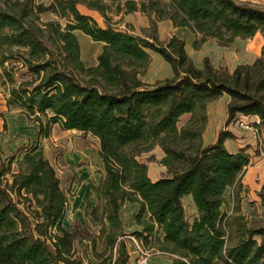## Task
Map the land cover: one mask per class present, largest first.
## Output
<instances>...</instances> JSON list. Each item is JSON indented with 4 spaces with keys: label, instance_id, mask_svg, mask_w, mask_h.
Masks as SVG:
<instances>
[{
    "label": "trees",
    "instance_id": "trees-1",
    "mask_svg": "<svg viewBox=\"0 0 264 264\" xmlns=\"http://www.w3.org/2000/svg\"><path fill=\"white\" fill-rule=\"evenodd\" d=\"M97 13L104 27L78 6ZM109 14L147 18L141 35L113 28ZM41 16L52 19L41 20ZM61 21L64 24H61ZM194 35V51L215 41L263 39L260 56L229 72L208 58L196 67L185 42L161 40L158 23ZM75 32L101 45L96 65L81 61ZM171 76L145 83L151 55ZM0 83L6 107L37 126L29 146L4 156L0 148V264H129L123 206L138 207L132 237L154 241L170 264H264V222L242 214L246 149L224 146L226 130L246 118L264 142V5L239 0H0ZM228 97L224 129L205 145L208 106ZM57 125L97 142L101 166L85 218L63 226L68 200L37 145ZM159 148L165 175L153 182L143 155ZM154 160L153 157H150ZM229 191L231 210L225 209ZM264 209V185L255 192ZM196 216L189 220L183 199ZM103 245L99 251L98 245Z\"/></svg>",
    "mask_w": 264,
    "mask_h": 264
},
{
    "label": "rangeland",
    "instance_id": "rangeland-1",
    "mask_svg": "<svg viewBox=\"0 0 264 264\" xmlns=\"http://www.w3.org/2000/svg\"><path fill=\"white\" fill-rule=\"evenodd\" d=\"M36 1L48 4L50 0ZM240 1L249 2L259 6L264 5V0ZM78 10L81 14L92 17L100 26L104 27V21L97 13L86 9L81 5L78 6ZM108 16L111 19L113 28L129 32L132 35H141V31L144 29L142 28L144 23H146L148 27L146 19L138 14L126 18H124V16H115L114 14L109 13ZM48 19H52V17L41 16L42 21ZM61 24H64V22L61 21ZM169 30L170 27H166V25L162 24V30L158 29L159 38L161 40L165 39L167 34H169ZM75 36L80 45L81 61L86 67L95 66L96 58L101 50V45L93 43L88 37L79 32H75ZM232 47L224 49H231ZM234 49L227 51L234 53L238 62L246 61L247 58L240 54L243 51V48L234 47ZM156 57L159 59V63L155 62V59L154 61H151L149 66L150 72L147 76L149 79H153V77L165 78L167 70L170 72L168 65L160 57ZM194 59L196 60L197 58ZM194 64L196 65V63ZM197 65L199 64L197 63ZM4 93L5 88L0 83V148L4 156H11V154H14L17 150L29 146L34 142L37 126L30 124L17 112L9 111L6 107ZM241 120L249 126L250 121L245 119ZM229 128L237 134L236 140L239 141L238 144H240L241 148L246 149V153L249 157V166L242 179L243 188H247L248 190L247 194L241 195L242 214L248 217V215L253 212L254 216L250 217V220L264 222V211L257 207L254 202L255 186L260 184L259 174L255 173L254 168L258 166L264 169V142H261L251 129L241 127L239 122L231 124ZM37 145L42 149L45 158L53 167L60 180V188L65 193L68 200L63 226L68 229L73 221L80 220L92 231L90 223L86 221L85 213L90 210V207L94 203V191L99 180V173L102 170L97 158V142L78 132L63 131L57 125H54L50 136L46 139H39ZM160 154L161 153L158 149H153L150 153L143 155L141 158V161L145 162L150 171L154 172L157 176L160 175V170L162 168L157 163ZM150 157H153L154 160H151ZM225 199V209L227 212H230L231 203L229 201V191L226 192ZM183 205L187 218L192 220V212L187 205V202H184ZM123 214L124 213L122 212V215ZM128 214V212H125V231L129 235L127 238V248L130 253L131 264H137L138 256L131 240L129 239L133 238L135 240L131 233L136 227L132 220L133 214L129 216L130 219H127ZM140 245L150 256L147 264H166L170 261L171 257L158 251V247L154 241L147 243L142 242ZM79 249L83 253L85 263H93L91 253L84 243L79 245ZM97 249L101 251L103 245H98Z\"/></svg>",
    "mask_w": 264,
    "mask_h": 264
},
{
    "label": "crops",
    "instance_id": "crops-1",
    "mask_svg": "<svg viewBox=\"0 0 264 264\" xmlns=\"http://www.w3.org/2000/svg\"><path fill=\"white\" fill-rule=\"evenodd\" d=\"M137 14L141 15L139 13L132 14V15H137ZM119 16H122V15H119ZM129 16H131V15H126V16H124V18L129 17ZM141 16H143V15H141ZM144 18L147 21V18L146 17H144ZM162 24L166 25V27H170L169 34H167L166 37L176 36L185 42V50H186L187 54L190 56V58L193 60V62L196 63V66L200 65L199 67L202 66L203 59L208 58L211 61V64L213 65V67H215V68L225 67V68H227V70L229 72H232L234 70V68L238 65L252 64L260 56V53H261V50L263 47L262 36L260 34H256L255 37L250 39V40H245V41L236 40L231 49L219 48L217 46V44L215 43V41H209V42L205 43L199 51H194L192 48V44H193V41L195 39L194 35H192L189 31H187L185 29L173 28L172 24L168 21L158 23V29L159 30H162ZM142 28H147V24L144 23ZM234 47L235 48H239V47L243 48V51L240 54L245 56V58H247L246 61L238 62L237 58L235 57V54L227 51V50L234 49ZM191 48H192V51H191ZM209 53H211V54H209ZM193 55H195V56H193ZM156 56H158V55L152 54L151 60L154 61V59H155V62L159 63V59ZM194 58H197V59L195 60ZM197 63L199 65H197ZM149 72H150V67H149V70L147 72V75L143 78V81L145 83L152 84L156 80L164 79V78H156V77H153V79H149L147 77ZM166 74L167 75L165 76V78H169L171 76V73L168 70H167ZM227 103H228V97L223 96L219 101L212 103L208 106V110H207L208 124H207V128L205 130V133L203 135V142L205 145L213 144L216 141L218 132L221 129H224V122L226 119L225 107H226ZM243 119L250 121V122L255 121V119H246V118H243ZM229 127H227L226 130L235 136V140H226L224 142V146L228 152L236 153L239 149H241V146H240V144H238L239 141L236 140L237 134L235 132H233L232 129H230ZM155 149H158L160 151L159 148H155ZM160 153H161V151H160ZM161 158H162V153L160 154L158 160H160ZM263 170L264 169L262 167H258V166H256L254 168L255 173L259 174V179H260V184L258 186H255V192H257L261 188V186L264 185V171ZM160 171H161L160 175L157 176L154 172H151L150 169L148 168V176H149L150 180L155 182V181L159 180L160 178H162L166 172H165L164 168H161ZM184 202H187V205L189 206V208L192 212L191 216L193 219L196 216V210L192 204L190 197H185L183 199V203ZM254 202H255V205L257 207H259L260 209H262L264 211V209L259 206V202H258V199L256 196H255ZM137 209H138V207L136 205L127 204V205L123 206V208L121 210V218H122V221L124 222V224H125V212L129 213L127 219H130L129 216L134 214L137 211ZM122 212L124 213L123 215H122ZM86 221L88 222L87 219H86ZM135 230H132V231H135ZM82 244L83 243H81L80 245H82ZM129 264H131V261L129 262ZM166 264H170V261H168Z\"/></svg>",
    "mask_w": 264,
    "mask_h": 264
},
{
    "label": "built area",
    "instance_id": "built-area-1",
    "mask_svg": "<svg viewBox=\"0 0 264 264\" xmlns=\"http://www.w3.org/2000/svg\"><path fill=\"white\" fill-rule=\"evenodd\" d=\"M237 122H239V125L241 127L249 128L255 134L254 129L250 125L248 126V124H245V122H243L242 120H239ZM129 239L131 240L132 245H133V247L135 249V252H136V254L138 256L137 264H147L148 260H149V257H150L149 254L141 247V245H140L141 243L140 242L134 240L133 238H129Z\"/></svg>",
    "mask_w": 264,
    "mask_h": 264
}]
</instances>
